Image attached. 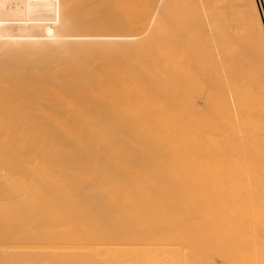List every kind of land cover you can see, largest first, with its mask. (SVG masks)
I'll use <instances>...</instances> for the list:
<instances>
[{
  "label": "bare ground",
  "instance_id": "bare-ground-1",
  "mask_svg": "<svg viewBox=\"0 0 264 264\" xmlns=\"http://www.w3.org/2000/svg\"><path fill=\"white\" fill-rule=\"evenodd\" d=\"M255 1L0 0V264H264ZM211 40L241 44L230 109L258 122L229 134L238 175L198 167L225 140Z\"/></svg>",
  "mask_w": 264,
  "mask_h": 264
},
{
  "label": "rangeland",
  "instance_id": "rangeland-1",
  "mask_svg": "<svg viewBox=\"0 0 264 264\" xmlns=\"http://www.w3.org/2000/svg\"><path fill=\"white\" fill-rule=\"evenodd\" d=\"M260 0H256L257 2ZM228 0L226 3H223L224 10L232 11L230 5H228ZM261 8V7H260ZM227 15L228 12H225ZM263 17V16H262ZM227 19V23H228ZM220 42L218 40H211L206 45L200 44V47H207L206 53V63H207V95L206 99L208 101L209 106V119L208 124L212 128V134L214 138H224V142L222 147H216L209 156H206L204 159L199 157V169H213L215 172H230L232 170L237 171V175L239 174L238 170L240 166L243 164L242 158L238 156L240 154L239 148H232L229 143V134L233 129L244 127H255L258 122L251 123L241 120L239 118H235L232 115V110L230 108H239L242 105H246V101H243V82L241 86H237L233 81L234 70H231L232 76H229L230 70L228 68L229 62L234 59L233 54L237 48L241 46L239 42ZM210 49H215V54L210 52ZM215 55L216 57H214ZM193 57V52L191 54ZM203 62V59H202ZM235 93H239L242 95V103L233 104L231 101V97L234 96ZM233 122V123H232ZM235 126L234 128H231ZM211 164V165H210ZM247 166H252L251 164H247ZM233 175L231 177V184H233V179L236 176ZM217 177V176H215ZM226 179L221 181L220 184L225 185ZM210 184H217V182H211Z\"/></svg>",
  "mask_w": 264,
  "mask_h": 264
}]
</instances>
